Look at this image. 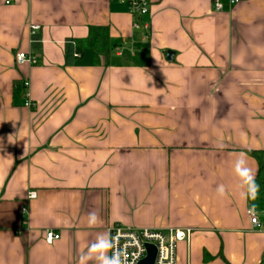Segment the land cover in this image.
<instances>
[{"label": "crops", "instance_id": "obj_1", "mask_svg": "<svg viewBox=\"0 0 264 264\" xmlns=\"http://www.w3.org/2000/svg\"><path fill=\"white\" fill-rule=\"evenodd\" d=\"M6 1L0 264H79L116 224L191 229L176 264H264V199H240L233 172L241 152L264 163V0H151L140 19L116 0ZM30 25L40 27L37 48ZM100 27L108 51L74 46L68 64L66 43ZM18 52L37 64L16 65ZM18 81L28 90L14 99ZM47 232L59 240L46 243Z\"/></svg>", "mask_w": 264, "mask_h": 264}, {"label": "built area", "instance_id": "obj_2", "mask_svg": "<svg viewBox=\"0 0 264 264\" xmlns=\"http://www.w3.org/2000/svg\"><path fill=\"white\" fill-rule=\"evenodd\" d=\"M12 0H7L6 5H9ZM119 3L125 4L128 13L134 19H140L148 16L151 9V0H116ZM231 3H235L232 1ZM214 7L216 10L220 9V4L215 1ZM137 22L134 23V27L138 28ZM40 27L37 25L29 26V36L31 43H36V36ZM38 62L36 56L18 52L15 55V63L18 66L29 65L34 66ZM24 87L28 90V83L24 82ZM24 107L32 108L33 104L26 96ZM28 194V199H34L36 197ZM247 216L250 219L251 225L255 228H259V223L255 214L252 211L247 212ZM114 237H118V246L120 249L126 252L127 261L126 264H140L147 258L148 249L147 246H152L156 250V256L154 264H176L177 262V245L182 242H188L192 230L191 229H166V230H154V229H134L125 227L119 224L112 225L108 232ZM45 242L51 244L54 241L59 240V235L52 232H47L44 236ZM111 254V253H109Z\"/></svg>", "mask_w": 264, "mask_h": 264}, {"label": "clouds", "instance_id": "obj_3", "mask_svg": "<svg viewBox=\"0 0 264 264\" xmlns=\"http://www.w3.org/2000/svg\"><path fill=\"white\" fill-rule=\"evenodd\" d=\"M233 172L238 181L240 199H256L259 185L256 183L255 173L249 166L246 153L241 152L236 156L233 162ZM216 192L221 198L227 195L224 184L217 185ZM31 195L35 196V193ZM99 222L100 217L97 212L92 211L88 214L90 227H95ZM90 260H95L97 264H126L127 254L119 248L118 237H114L109 231L97 235L87 251L80 254L79 264H88Z\"/></svg>", "mask_w": 264, "mask_h": 264}, {"label": "trees", "instance_id": "obj_4", "mask_svg": "<svg viewBox=\"0 0 264 264\" xmlns=\"http://www.w3.org/2000/svg\"><path fill=\"white\" fill-rule=\"evenodd\" d=\"M34 47H38V42L33 43ZM74 46H79L85 49H90L93 51L94 56L97 58L98 54L106 53L109 49V35H108V29L105 27L100 28H90L89 29V35L88 38L84 41H70L66 43V53H67V63L70 64L71 62V56H72V50L74 49ZM25 87L23 81H18L15 84L14 89V99H18L19 96L23 93ZM247 155L250 157L255 158L258 161L259 165V172L256 179V183L259 185V191L257 193L258 196H260L262 199H264V163L260 160V153L259 152H253V151H247ZM220 258H222L221 252L218 255ZM204 262H207L209 260H212V257L208 255L206 252H204Z\"/></svg>", "mask_w": 264, "mask_h": 264}, {"label": "water", "instance_id": "obj_5", "mask_svg": "<svg viewBox=\"0 0 264 264\" xmlns=\"http://www.w3.org/2000/svg\"><path fill=\"white\" fill-rule=\"evenodd\" d=\"M172 56H173V53L168 51L166 53V60L172 61ZM147 249H148L147 258L144 261H142L140 264H154V260H155V256H156V250L152 246H147Z\"/></svg>", "mask_w": 264, "mask_h": 264}]
</instances>
